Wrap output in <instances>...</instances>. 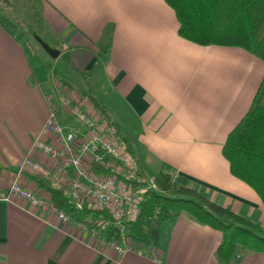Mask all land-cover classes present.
<instances>
[{"label":"crops","instance_id":"crops-1","mask_svg":"<svg viewBox=\"0 0 264 264\" xmlns=\"http://www.w3.org/2000/svg\"><path fill=\"white\" fill-rule=\"evenodd\" d=\"M14 1L2 8L19 27ZM23 1L36 18L31 35L59 51L55 71L61 66L48 87L28 34L0 25V195L16 180L46 190L35 175H18L22 161L52 107L62 124L75 122L63 96L93 97L148 178L171 172L178 184L264 225L262 200L232 175L222 152L264 78V61L240 47L181 37L165 0ZM149 236V247L133 242L135 250L118 255L76 221L0 199V264H219L222 233L188 212L155 220ZM237 264H264V253Z\"/></svg>","mask_w":264,"mask_h":264},{"label":"trees","instance_id":"trees-1","mask_svg":"<svg viewBox=\"0 0 264 264\" xmlns=\"http://www.w3.org/2000/svg\"><path fill=\"white\" fill-rule=\"evenodd\" d=\"M0 0V25L15 34L16 24L6 15ZM178 20L181 37L196 44L240 47L264 61V0H165ZM96 108L98 101L89 97ZM222 152L233 176L248 184L264 204V78L241 120L229 132ZM155 189L145 192L138 215L129 221H110L101 229L106 241L125 239L150 246V228L156 221L178 217L183 212L204 225L219 230V264H237L251 253H264V225L207 199L198 191L178 184L171 172L154 179ZM56 205L81 220L100 215L87 207L77 209L60 190L48 187ZM106 216V215H105Z\"/></svg>","mask_w":264,"mask_h":264},{"label":"built area","instance_id":"built-area-1","mask_svg":"<svg viewBox=\"0 0 264 264\" xmlns=\"http://www.w3.org/2000/svg\"><path fill=\"white\" fill-rule=\"evenodd\" d=\"M62 100L75 122L69 126L62 124L57 108L52 107L44 131L33 143L34 153L24 158L18 175L31 173L48 187L60 190L77 209L87 207L100 215H85L81 220L72 218L56 205L48 190L33 189L20 180L14 181L0 199L24 201L62 223L76 221L122 255L134 249L133 241H106L101 229L107 228L110 221L121 223L134 219L145 192L157 188L155 180L144 174L106 114L84 98L63 96Z\"/></svg>","mask_w":264,"mask_h":264},{"label":"rangeland","instance_id":"rangeland-1","mask_svg":"<svg viewBox=\"0 0 264 264\" xmlns=\"http://www.w3.org/2000/svg\"><path fill=\"white\" fill-rule=\"evenodd\" d=\"M22 4L25 5L24 8L22 7ZM13 6H14V16H16L19 25V27L16 26V33L23 31L24 33L28 34L31 45L30 50L32 51V59L33 60L36 59L38 61L40 68L42 70V74L47 78L46 85H48L49 87L51 86V82L54 80V75H55L54 73L58 72V68L61 65L57 64L58 68L57 71H55L54 58L51 57L49 54H47V52L41 47V45L33 37L34 34H36L37 32L31 35V31L34 32L33 29H31V27H35L37 24L35 21L36 19L35 15L32 13L33 11L30 9V7L28 5L26 6L25 1L22 2V0L14 1ZM76 80H78V78H76Z\"/></svg>","mask_w":264,"mask_h":264},{"label":"water","instance_id":"water-1","mask_svg":"<svg viewBox=\"0 0 264 264\" xmlns=\"http://www.w3.org/2000/svg\"><path fill=\"white\" fill-rule=\"evenodd\" d=\"M34 37L37 39L42 48L53 58L59 55V51L51 47L46 41L40 38L38 35L34 34Z\"/></svg>","mask_w":264,"mask_h":264}]
</instances>
